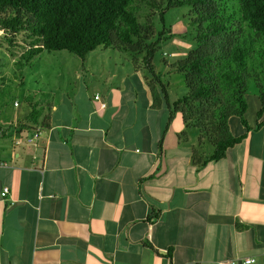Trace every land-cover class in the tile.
Returning a JSON list of instances; mask_svg holds the SVG:
<instances>
[{
  "label": "crops",
  "instance_id": "0c3cea01",
  "mask_svg": "<svg viewBox=\"0 0 264 264\" xmlns=\"http://www.w3.org/2000/svg\"><path fill=\"white\" fill-rule=\"evenodd\" d=\"M149 80L134 68L95 92L61 89L38 107L51 119L36 145H14L37 125L32 108L0 109V127H16L0 136V264H264V122L225 158L198 163L214 148L181 112L160 149L169 104L153 108ZM162 82L170 105L183 96Z\"/></svg>",
  "mask_w": 264,
  "mask_h": 264
},
{
  "label": "trees",
  "instance_id": "16d2710c",
  "mask_svg": "<svg viewBox=\"0 0 264 264\" xmlns=\"http://www.w3.org/2000/svg\"><path fill=\"white\" fill-rule=\"evenodd\" d=\"M144 5L148 12L142 17ZM182 6L190 8L196 47L173 65L184 74L187 93L170 105L153 60L159 43L171 37L165 11ZM156 10L163 23L158 32L151 16ZM0 31L11 52L23 49L16 61L21 69L44 50H67L83 59L98 47L129 52L135 69L147 70L153 77L148 82L153 108L160 109L164 101L169 104L160 149L175 113L181 112L186 128L198 129L199 144L213 145V153L205 160L198 158V163L225 158L264 122V0H0ZM20 35L21 42L17 41ZM250 79L256 83L260 106L255 127L246 118ZM4 86L0 98L5 95ZM29 104L31 122L49 127L50 114L42 117L37 104ZM234 116L245 127L244 133L233 132L230 120ZM20 127L19 132L30 128ZM12 129L16 127H0V136ZM180 136L186 137L187 132ZM194 155L197 158L199 150L194 149Z\"/></svg>",
  "mask_w": 264,
  "mask_h": 264
},
{
  "label": "rangeland",
  "instance_id": "374dc122",
  "mask_svg": "<svg viewBox=\"0 0 264 264\" xmlns=\"http://www.w3.org/2000/svg\"><path fill=\"white\" fill-rule=\"evenodd\" d=\"M159 1L166 2V0ZM189 11L188 6L173 7L165 11V24L171 31V37L159 43L153 60L157 73L161 74V80L166 84L171 82L169 90L171 98L185 95L186 93H180V89L186 84L184 74L178 71L169 73L167 62L175 64L196 47L195 31L190 25ZM147 12L148 8L144 5L140 15L145 17ZM151 16L156 31H161L163 23L159 10ZM17 41L21 42V35L18 36ZM22 51L23 49L16 48L11 52L0 31V87L5 85V95L0 98V109H5L8 115L14 114V111L30 110L29 101L38 102V107L41 108L40 105H45L47 101L58 99L61 89L66 93L72 92L74 83L83 86L86 84L91 92L102 89L104 85L122 83L135 68L133 57L129 52L111 47H98L89 52L85 59L67 50H44L34 57L31 65L21 69L16 65V61ZM13 52L15 55L12 54ZM143 74L153 79L147 70H143ZM157 85L160 86L158 83ZM183 87L186 90V86ZM15 100L21 102L20 107L14 106ZM247 100L249 110H247L246 118L252 122L255 109L259 106V97L256 83L251 79L248 84ZM230 123L234 133L243 129V125L236 116L231 118ZM191 130L198 135L197 128L193 127ZM212 148L213 145L207 142L204 150Z\"/></svg>",
  "mask_w": 264,
  "mask_h": 264
},
{
  "label": "built area",
  "instance_id": "2783aa9c",
  "mask_svg": "<svg viewBox=\"0 0 264 264\" xmlns=\"http://www.w3.org/2000/svg\"><path fill=\"white\" fill-rule=\"evenodd\" d=\"M95 100H97L100 104L101 108H105L107 106V102L103 101L101 98V95L97 94L95 95ZM19 104L18 101L15 102V105L17 106ZM44 131L43 126L36 125L30 132H28L26 135L23 134H17L14 136V145L15 146H21V145H36L38 143L39 138L41 137L42 133ZM10 192L9 187H4L2 191V195L6 196ZM254 258H248L245 260L246 263L254 262Z\"/></svg>",
  "mask_w": 264,
  "mask_h": 264
}]
</instances>
